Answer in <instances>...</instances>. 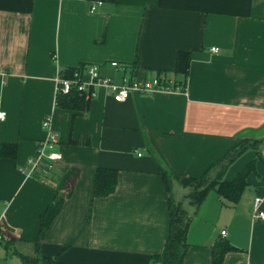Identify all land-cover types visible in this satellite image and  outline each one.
Returning a JSON list of instances; mask_svg holds the SVG:
<instances>
[{
  "label": "crops",
  "instance_id": "obj_1",
  "mask_svg": "<svg viewBox=\"0 0 264 264\" xmlns=\"http://www.w3.org/2000/svg\"><path fill=\"white\" fill-rule=\"evenodd\" d=\"M92 1L0 0V144L17 147L14 159H0V264H19L18 253L66 264H151L169 232L160 168L199 178L244 139L259 142L220 177L229 181L256 160L236 204L214 189L196 204L174 179L171 197L190 206L182 264H210L222 231L236 248L222 264H264V220L252 219L256 199L264 213V0H117L90 12ZM180 51L191 52L184 92L116 103L94 86L88 112L55 105L60 72L95 65L116 82L159 72L173 79ZM46 117L59 159L48 173L29 174ZM97 168L117 172L105 198L93 196ZM67 193L37 252L39 215Z\"/></svg>",
  "mask_w": 264,
  "mask_h": 264
},
{
  "label": "trees",
  "instance_id": "obj_2",
  "mask_svg": "<svg viewBox=\"0 0 264 264\" xmlns=\"http://www.w3.org/2000/svg\"><path fill=\"white\" fill-rule=\"evenodd\" d=\"M97 1V0H93ZM115 4L117 0H99ZM191 52L180 51L176 55L175 67L173 74L174 88H178L180 92L185 91V83L189 71ZM135 63L137 61L135 60ZM84 66H80V68ZM72 71L60 72L63 77L71 76ZM166 75L157 74V76ZM177 77V78H176ZM91 100H85L83 95L72 91L69 95H58L55 98V105L61 109L71 111L88 112ZM259 141L242 140L237 146L226 152L222 158L216 163H213L199 178L171 176L163 168H160V176L165 187L168 199L169 210V232L168 237L163 245L160 253L151 256V264H182L188 243L186 242V232L188 227L187 214L182 209L179 202L173 201L171 197V184L174 179L179 184L191 188L189 196L196 204H200L205 198L206 193L214 189L221 201L229 204H236L245 186L247 185L246 178L249 174L255 173V162H248L231 180L221 181V175L229 163L234 161L238 156L248 149H255ZM68 144L80 145V140L69 139ZM85 145H90L89 139H86ZM17 147L15 144H0V159H14L16 156ZM220 169L216 179L213 180L209 176L213 169ZM40 169H43L41 167ZM50 170L47 171V173ZM117 185V172L108 168H97L94 175L93 196L96 198H105L114 193ZM69 193L63 196H57L47 206V208L39 215V232L35 242L36 251L38 250V242L43 240L45 234L53 222L54 218L60 212ZM12 243V242H11ZM236 248L231 246L223 237H219L217 242L211 248V263L222 264L224 256L228 252L235 251ZM38 252V251H37ZM19 264H66L58 257H42L40 255L25 256L18 253Z\"/></svg>",
  "mask_w": 264,
  "mask_h": 264
},
{
  "label": "built area",
  "instance_id": "obj_3",
  "mask_svg": "<svg viewBox=\"0 0 264 264\" xmlns=\"http://www.w3.org/2000/svg\"><path fill=\"white\" fill-rule=\"evenodd\" d=\"M102 2L92 1L89 11L93 12L97 6ZM216 48H212L211 52H216ZM110 67L118 70L119 72L125 71V66L118 62H110ZM94 86L104 87L112 100L116 103H122L131 95H148L154 92H175L179 91L174 88L172 78L160 75L150 79H136L133 77H122L119 82L112 78L102 77L98 73L97 66L90 65L72 70L71 76L63 77L60 74L55 79V94L69 95L72 91L83 95L85 100H92L94 97ZM5 112L0 111V121L5 119ZM42 127L46 130V137L41 140L36 147V156L27 160L28 173L31 174L35 170H42L43 174L51 169L52 163L59 159V154L52 150L53 145L56 143V138L50 129V118L46 117L42 122ZM43 167V169H40ZM259 200L254 201V210L252 219L264 220V213L258 210ZM221 237L225 236V232H221ZM5 231L0 228V242L5 240Z\"/></svg>",
  "mask_w": 264,
  "mask_h": 264
},
{
  "label": "rangeland",
  "instance_id": "obj_4",
  "mask_svg": "<svg viewBox=\"0 0 264 264\" xmlns=\"http://www.w3.org/2000/svg\"><path fill=\"white\" fill-rule=\"evenodd\" d=\"M220 169H213V171L211 172V174H209V176L211 177V178H213V180L214 179H216V177H217V175H218V173L220 172L219 171ZM216 172H218V173H216ZM177 195V193H174V197ZM187 200V199H186ZM184 206V207H183ZM182 206V204H181V207H182V209L183 208H186V209H189L190 208V206H189V204L185 201L184 202V205ZM188 218V217H187ZM190 221L188 220V223H189ZM12 251H13V248L11 249V254H12Z\"/></svg>",
  "mask_w": 264,
  "mask_h": 264
}]
</instances>
